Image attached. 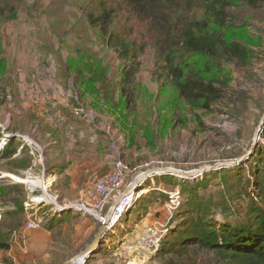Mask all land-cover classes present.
I'll return each instance as SVG.
<instances>
[{"label":"rangeland","instance_id":"374dc122","mask_svg":"<svg viewBox=\"0 0 264 264\" xmlns=\"http://www.w3.org/2000/svg\"><path fill=\"white\" fill-rule=\"evenodd\" d=\"M102 1L0 0V151L11 142L17 148L12 159L0 157V208L25 211L14 216L27 234L15 241L32 256L23 264H66L94 241L101 218L126 190L135 194L131 216L108 229L87 264H235L199 247L180 255L163 248L179 235L174 232H181L197 200L216 212L218 224L225 217L242 225L248 221L252 201L245 192L255 197L259 191L248 179L256 169L264 174V126L242 177L236 166L194 180L143 175L153 168L196 170L249 152L264 116V4L229 10L227 35L255 51L249 65L178 52L176 62L187 75L202 70L207 81L218 78L215 86L223 95L210 112L182 99L168 75L164 37L127 8L116 13L112 30L138 44L142 54L133 100L124 95L125 62L87 18ZM119 164L126 167L125 183L101 217L76 211L50 217L49 206L90 202L95 187ZM33 182L39 190L31 194L27 186ZM40 200L48 206L39 211L46 213L44 223L27 229L25 205ZM153 225L164 229L161 247L140 252L135 241ZM45 227L51 232L48 243L39 236ZM30 231L39 238L35 246Z\"/></svg>","mask_w":264,"mask_h":264},{"label":"trees","instance_id":"16d2710c","mask_svg":"<svg viewBox=\"0 0 264 264\" xmlns=\"http://www.w3.org/2000/svg\"><path fill=\"white\" fill-rule=\"evenodd\" d=\"M243 4L257 9L264 4V0H103L98 11L90 13L87 18L90 24L99 27L101 34L108 38V45L125 62L122 81L128 90H124V95L130 97L131 101L134 97L132 86L139 70V63L136 61L142 52H138V44L125 40L112 30L116 13L124 8L148 21L159 39L164 37L168 75L173 77V84L182 99L193 108L211 112L213 104L223 95L215 86L218 78L213 76L207 81L202 70H197L192 76L187 75L182 64L176 62L177 55L181 51L201 58L209 57L213 61L228 57L243 66L249 65L255 57V51L229 38L227 32L230 29L226 31L230 27L229 10ZM10 17L13 18L14 14ZM16 150L14 142L7 143L0 151V157L12 159ZM243 164L235 167L240 173L239 177L245 174ZM22 167L29 166L23 164ZM252 174V181L248 179L247 183H252L259 191L254 192L255 197L248 190L245 192L252 202L250 217L244 225L231 223L228 217L224 218L226 220L222 224H218L214 219L216 212L208 205L204 207L197 200L192 216L185 220L180 233L178 230L174 232V235H179L163 248V252L174 251L180 255L184 251L199 247L216 252L235 264H264V174L260 169ZM202 185L199 184L198 187ZM195 195L193 192V197ZM135 206L121 222L131 216ZM224 211L226 212L225 208ZM195 212L197 216H193ZM23 213L25 211L20 207L12 214L17 216ZM4 225V221H0V250H9L11 233L4 232ZM20 225L21 223H16L14 226ZM177 243L180 247L174 249L173 246Z\"/></svg>","mask_w":264,"mask_h":264},{"label":"built area","instance_id":"2783aa9c","mask_svg":"<svg viewBox=\"0 0 264 264\" xmlns=\"http://www.w3.org/2000/svg\"><path fill=\"white\" fill-rule=\"evenodd\" d=\"M125 175H126V167L122 164H119L111 174L105 176L103 180L95 187V189L91 193L90 202L77 204V205H68V206L55 205L54 208L52 209L51 206H49L50 209L49 215L60 217L59 216L60 212L71 209L78 213H84L96 217H101V214L104 212L109 201L114 198L116 192H118L120 188L124 185ZM27 187H28L27 190L31 194H34L36 191L39 190V187L32 188L34 186H30V185ZM134 197L135 194L127 193L123 197V199L120 200L118 206L114 208V212L112 215L114 217L115 222L121 221L127 215V213L132 209L133 207L132 203ZM139 198L140 197L138 195V198L136 200H138ZM41 202H42L41 200L38 201L37 203L35 202L32 205L35 206V208H33L32 210L29 209V207H32L31 205L28 206V203L25 205L26 210L29 212L27 229L30 230L37 229L40 227L41 224L44 223L42 222V219L46 213L42 216L41 214H39V211L42 208H46L48 206L45 203L41 204ZM104 219L101 218V220L103 221ZM113 225L110 224L108 225L107 228L110 230L111 229L110 227ZM164 236H165L164 229H161L156 225L148 226L141 232L138 239L135 241L136 249L143 253H151V254L156 253L161 247ZM127 264H131V263L128 262Z\"/></svg>","mask_w":264,"mask_h":264},{"label":"water","instance_id":"95a60500","mask_svg":"<svg viewBox=\"0 0 264 264\" xmlns=\"http://www.w3.org/2000/svg\"><path fill=\"white\" fill-rule=\"evenodd\" d=\"M262 126H264V116L262 117V120H261V124H260V127H259V130L257 131L256 135H255V138L253 140V143H252V146L250 147L249 149V152L244 155L243 157H241L240 159H237L236 161H225V162H219V163H216V164H209V165H205L199 169H196L198 171L201 172V174H205L207 172H211V171H219L221 169H229V168H232L234 166H238L240 164H243L245 163L246 161H248L255 153V150H256V147L258 146V142H259V139H260V130L262 128ZM162 168H153V169H149L145 172L150 173L149 176L147 177H154V176H157L159 175L157 172L158 170H160ZM196 170H190V171H184V170H179V169H175V172L176 173H186V174H189L190 172H194ZM163 173L162 175H171L169 174V171L170 169L169 168H164L162 169ZM146 177V178H147ZM140 178V176H139ZM127 190L124 191L118 198L117 200L114 202V205L113 207L111 208V210L109 211V214H108V222H111V216L113 215V212H114V208L116 206H118L120 200L123 199V197L127 194ZM106 227V228H105ZM108 228L105 224H103L100 229H99V232L96 236V238L94 239V241L84 250L82 251L81 253H79L78 255H76L74 258H72L70 261H68L66 264H77L79 259L78 257L79 256H82L84 255L85 256V259L87 260L88 258H90V256H92L94 254V252L96 251V249L99 247V245L101 244V242L103 241V235L105 237L106 235V232H107ZM95 244L97 245L96 247ZM83 256V257H84ZM85 260V261H86Z\"/></svg>","mask_w":264,"mask_h":264},{"label":"crops","instance_id":"0c3cea01","mask_svg":"<svg viewBox=\"0 0 264 264\" xmlns=\"http://www.w3.org/2000/svg\"><path fill=\"white\" fill-rule=\"evenodd\" d=\"M4 213V214H2ZM0 221H4L5 225H4V232H8V233H11V237H10V249L8 251H3V250H0V255H4L2 258V262H0V264H4L6 260L8 261H11L13 260L15 263L17 264H23L24 261H27V262H30L32 261V256L31 255H27V254H24L17 242H18V239L19 237H21L23 234L25 235V237L27 236V234H25L26 230H24L23 227L21 226H14L16 224L15 222V218L12 214V212L10 213H7L5 211V208H0ZM50 217H57V216H52L50 215ZM46 227H48V223H46L45 225ZM43 229L39 236H41V238H43L44 240H46L48 243V240H50V234L51 232H49L48 228ZM31 233V234H30ZM29 235H30V240H31V246H35L36 244V241H39V238L36 237V236H33L34 233L30 231ZM17 238V242L15 241V239ZM33 237V238H31ZM29 241V240H28Z\"/></svg>","mask_w":264,"mask_h":264},{"label":"bare ground","instance_id":"6f19581e","mask_svg":"<svg viewBox=\"0 0 264 264\" xmlns=\"http://www.w3.org/2000/svg\"><path fill=\"white\" fill-rule=\"evenodd\" d=\"M162 169H164V168H162ZM162 169H160V170H158V174L159 175H162L163 173H165V172H163L162 171ZM169 174H174V175H176L177 177H179V178H181V179H187V180H194V179H196V178H198V177H200V176H202V174H201V172L200 171H198V170H196V171H194V172H190L189 174H184V173H176L175 172V170H172V169H170V171H169ZM150 175V173H145L143 176L145 177V176H149ZM29 182H32V180L30 181L29 179H27ZM29 182H23L24 184H26V183H29ZM38 184V183H37ZM34 187H32V188H35L36 187V185H35V183L33 182V184H32ZM32 185H30V186H32ZM146 190V189H145ZM147 193V191H143V192H141L140 194H139V196L140 197H142V196H144L145 194ZM73 210H71V209H68L67 211H62V212H60V213H64V212H72ZM59 213V214H60ZM108 216H107V218H105L104 219V221H103V223H102V225L103 224H105L107 227H108V225H113L114 223H116L115 221H114V217L113 216H111V222H108ZM106 228V227H105ZM97 245L95 244V246L94 247H96ZM84 255H82V256H79L78 257V259H79V261H78V263L77 264H87L86 263V259H85V256L83 257Z\"/></svg>","mask_w":264,"mask_h":264}]
</instances>
